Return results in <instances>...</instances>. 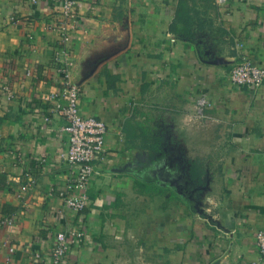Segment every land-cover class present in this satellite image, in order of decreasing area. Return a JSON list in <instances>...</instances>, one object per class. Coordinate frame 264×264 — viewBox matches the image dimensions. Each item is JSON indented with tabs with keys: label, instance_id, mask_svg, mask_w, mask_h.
<instances>
[{
	"label": "crops",
	"instance_id": "0c3cea01",
	"mask_svg": "<svg viewBox=\"0 0 264 264\" xmlns=\"http://www.w3.org/2000/svg\"><path fill=\"white\" fill-rule=\"evenodd\" d=\"M184 6L207 18L204 27L194 19L189 35L177 30L178 0H78L80 25L64 38L55 4L0 0V216L15 219L0 224V264H37L35 252L48 261L55 234L81 227L85 235L66 264L259 258L264 81L255 89L239 86L229 72L239 44L256 62L264 60V0H185ZM64 62L81 89V112L109 125L80 211L57 193L69 176L61 158L65 120L54 110ZM142 83L156 90L172 85L170 110L187 124L179 125L191 150L206 151L202 182L188 173L190 156L152 146L132 126ZM203 95L210 106L199 116L195 100Z\"/></svg>",
	"mask_w": 264,
	"mask_h": 264
},
{
	"label": "built area",
	"instance_id": "2783aa9c",
	"mask_svg": "<svg viewBox=\"0 0 264 264\" xmlns=\"http://www.w3.org/2000/svg\"><path fill=\"white\" fill-rule=\"evenodd\" d=\"M48 1L56 5L57 13L61 17L60 30L64 38L71 30L79 27L77 14L78 0H29L31 4ZM224 3L226 0H217ZM16 16L10 15L13 23ZM239 59L229 72V79L233 84L255 89L264 81V60L258 63L249 54L243 44H239ZM60 78V90L55 102L54 110L65 120L63 130L66 132L64 148L61 158L69 169V176L65 182L57 187V193L68 208L80 211L87 207V190L91 177L96 172V163L101 157L104 146L105 134L108 130V122L93 116L85 115L79 108L81 89L72 79V64L64 62L57 67ZM7 88V87H6ZM196 111L199 116H205V109L210 106L206 96H198L195 100ZM25 191L26 186H21ZM12 216H0V224H13ZM85 235L83 227L76 230H61L55 234L54 244L48 261L43 260L39 252L33 257L37 264H66L68 252ZM255 245L258 248L259 258L251 264H261L264 258V229H259L254 236ZM13 252L14 247L9 246Z\"/></svg>",
	"mask_w": 264,
	"mask_h": 264
},
{
	"label": "rangeland",
	"instance_id": "374dc122",
	"mask_svg": "<svg viewBox=\"0 0 264 264\" xmlns=\"http://www.w3.org/2000/svg\"><path fill=\"white\" fill-rule=\"evenodd\" d=\"M185 9L186 12L183 14L181 13V19H185L186 23L177 26V30L184 35H189V26L194 19L199 26H201V24L203 26L202 19L207 20V18L203 12H198L197 15H190L188 9L186 7ZM207 25L211 27L212 23ZM184 26L185 28H183ZM211 28H213V35L220 34V31L216 30V28ZM156 88V84L146 86L145 83H142L140 86L139 90L144 97L133 104L132 115L134 119L132 126L138 131H143L145 133V142H150L152 146L163 143L171 147H178L179 151L177 153H179L184 160L190 156L188 166L190 162L194 160L203 167V164L206 162V151H202V149H196V151L191 150L188 144L190 140L185 136L184 129L180 127V125L186 126L187 124H184V120H180L177 115L170 110V106L173 102V96L170 95L172 85L166 84L163 90L162 88L156 90ZM163 91L166 94H162L161 92ZM159 95L162 96L160 100L156 98V96ZM167 153H169V151Z\"/></svg>",
	"mask_w": 264,
	"mask_h": 264
},
{
	"label": "trees",
	"instance_id": "16d2710c",
	"mask_svg": "<svg viewBox=\"0 0 264 264\" xmlns=\"http://www.w3.org/2000/svg\"><path fill=\"white\" fill-rule=\"evenodd\" d=\"M184 4H185V0H178L177 16L182 21V23H186L185 19L183 18L181 19V13L183 14L186 12ZM183 28H185V26ZM188 173L193 181H196L198 183L202 182L203 167H201V165L198 164L197 161L193 160L190 162L188 166ZM136 185L142 186V184H139L138 182H135V186ZM151 189L153 191H156L152 187ZM157 191H159V189Z\"/></svg>",
	"mask_w": 264,
	"mask_h": 264
}]
</instances>
